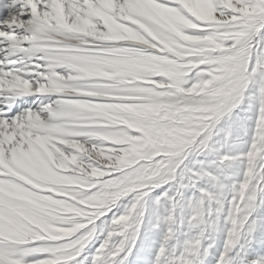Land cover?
<instances>
[{"label": "snow or ice", "instance_id": "1", "mask_svg": "<svg viewBox=\"0 0 264 264\" xmlns=\"http://www.w3.org/2000/svg\"><path fill=\"white\" fill-rule=\"evenodd\" d=\"M0 264H264V0H0Z\"/></svg>", "mask_w": 264, "mask_h": 264}]
</instances>
